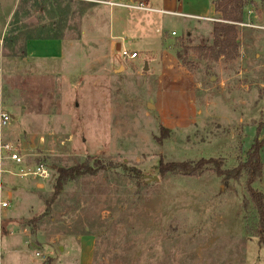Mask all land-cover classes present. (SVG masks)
Masks as SVG:
<instances>
[{
    "label": "rangeland",
    "instance_id": "obj_1",
    "mask_svg": "<svg viewBox=\"0 0 264 264\" xmlns=\"http://www.w3.org/2000/svg\"><path fill=\"white\" fill-rule=\"evenodd\" d=\"M66 1L54 14L19 13L11 25L13 0H0V38L55 20L65 44L55 59L21 53V39L0 46V110L12 117L1 140L25 170L50 171L42 184L0 177V201H10L0 209V264H61L67 235L92 236V264H264L244 177L223 179L211 163L196 176L159 173L160 164L211 158L232 168L254 136L264 139V127L255 135L264 121V0H243L233 60L196 50L218 49L212 27L225 23L214 8L221 0H209L215 13L205 20L96 3L113 0ZM133 21L151 25V35L136 37L143 28ZM117 38L137 53L134 61L120 59ZM164 49L177 61H164ZM189 99L196 114L187 126L178 115ZM81 164L96 174L66 183L50 214L32 222L53 195L56 168ZM3 169L16 171L10 162ZM251 189L264 196L263 173Z\"/></svg>",
    "mask_w": 264,
    "mask_h": 264
},
{
    "label": "trees",
    "instance_id": "obj_2",
    "mask_svg": "<svg viewBox=\"0 0 264 264\" xmlns=\"http://www.w3.org/2000/svg\"><path fill=\"white\" fill-rule=\"evenodd\" d=\"M246 1V0H245ZM250 3L252 0H247ZM64 0H19L17 9L13 15V21L11 23L17 25L19 13L23 16L27 15L31 9H35L43 14L48 12L56 13L60 9L61 4ZM69 5L71 1H66ZM246 2L243 0H221L218 6L214 7L216 11L220 12L218 9L221 8L222 20L223 22H217L212 27V34L215 40V45L218 49L215 51L211 47H198L196 50L206 51L209 56L212 55L214 60L219 57H223L227 60H233L238 54V40L236 25L242 22V13ZM80 5H84L80 3ZM68 7V6H67ZM84 12V8L80 10V15ZM56 15V14H55ZM63 15V14H62ZM62 18H64L62 16ZM231 23V24H229ZM58 21H53L51 24H42L32 30H29L27 34L20 33L23 29L21 27H16L9 31V36L4 38V46L9 48H14L15 43L19 39L23 40V46L20 50L21 53L24 52V44L28 40H62L61 35L58 33V27H56ZM21 29V31H20ZM24 35V36H23ZM178 59V58H177ZM264 127V121L260 122L257 131ZM264 147V139L259 140L255 138L253 143L246 152L245 160L239 161L235 167L222 169L225 166V160L223 158H211L207 161L201 159L196 163L190 162H172L168 164L159 165L160 175H165L167 173L180 174L183 176H196L204 164L211 163L214 166L213 171L218 176L225 178L226 180L237 181L242 177L245 178L246 189L250 194L251 202L258 210L259 222L256 231V237L258 238V243L264 249V215H263V201L264 196L258 193L252 192V184L262 176V162H261V151ZM96 165V163H95ZM94 165V166H95ZM96 174V169L92 170L87 164L76 165L68 169L56 168V178L54 180L53 195L50 201H46L45 211L38 216V218H33L31 221L39 222L50 214V210L54 202L60 197L63 187L66 183L75 181L77 178L89 175L93 176ZM30 222V225L32 224ZM51 260L44 262L43 264H51Z\"/></svg>",
    "mask_w": 264,
    "mask_h": 264
},
{
    "label": "crops",
    "instance_id": "obj_3",
    "mask_svg": "<svg viewBox=\"0 0 264 264\" xmlns=\"http://www.w3.org/2000/svg\"><path fill=\"white\" fill-rule=\"evenodd\" d=\"M107 2H109V1H96V3H98L104 7L121 8V7H110L109 5L105 4ZM113 2H116L119 4H132V5H135L138 2H142L144 5L145 4H151V5H153V7H149V8L145 5L146 8L150 10L148 12H151V10L174 12L177 14L184 15L187 19H190V20H192V19L196 20V18L197 19H203V20L211 19L210 17L213 16L215 13L214 8L211 5V3L209 2V0H113ZM18 4H19V0H13V5H12V7L8 13V16H7L8 21L11 19V17L15 13V10L17 9ZM193 5L200 6V8L198 10V14L191 13V8ZM108 18H109V23H111L109 16H108ZM149 19H151V17H149ZM7 20H6V22H8ZM102 22H103V20H102ZM84 23H85V25H88L89 23L93 24L94 21L87 19ZM133 23L136 24L135 21H133ZM138 25H139V27L137 28V24H136L137 30H141V28H143V29H142L141 33H137V32L135 33L137 35L136 37H138V35H141V37L143 38L142 34H144V36L145 35H151L149 32H145V31H147L146 29L151 28V25H148L147 23H144V22H142ZM161 29L162 28L160 26V29H156V32L160 31ZM140 41L141 42H139V45L144 46L143 45V39H141ZM64 47H65V44H64L63 40H38V39H36V40L26 41L24 44V51L28 57H34V58H39V59H42V58L43 59H55V58H60L63 55ZM161 52H162L161 56H163L164 61H169L171 63H174V60L177 61V57H175V55H172L171 53H169L168 50L164 49V50H161ZM172 88H174V87H172ZM180 91H181V89H180ZM194 110H195V101H194V99H192V100L189 99L187 102V105H185L181 108V113H179V115H178L179 120L177 119L178 123H181V124H184L187 126L194 123V116L196 114L194 112ZM239 123H241V120H239ZM258 132L259 131H257V128H256L255 129V135H259ZM255 138L258 139L257 136H254L253 140ZM263 165H264V162H263L262 166ZM263 167H262V173L264 174V168ZM12 190H14V189H12ZM7 196L11 197L12 195H10V193H9V194H7ZM63 242L66 244V249L62 246L63 252L65 251L66 256L64 258L62 256L61 264H70L72 262H74L76 264H92V250H93V238H92V236H88V235H78V236L67 235L63 239Z\"/></svg>",
    "mask_w": 264,
    "mask_h": 264
},
{
    "label": "built area",
    "instance_id": "obj_4",
    "mask_svg": "<svg viewBox=\"0 0 264 264\" xmlns=\"http://www.w3.org/2000/svg\"><path fill=\"white\" fill-rule=\"evenodd\" d=\"M106 5H109L110 7H123V8H134L137 10L142 11H150L146 8V6L142 2H138L135 5L132 4H119L116 2H107ZM151 12L159 13L162 15H171V16H179V17H185L184 15L177 14L174 12H165V11H154L151 10ZM120 42L121 46L119 49V56L120 59L123 61H134L137 58V53L135 51H130L124 47V44L126 41L122 38H117ZM3 42V38H0V46ZM12 120L11 115L8 113L0 110V133L1 131L10 123ZM4 162H10L13 164V167L16 168V171H8L3 169V163ZM22 163V158L18 155L17 150L10 144L1 140L0 137V177L3 174H8L13 177L17 178H27L30 177L33 181L37 182L38 184H42L50 179V171L47 169V167L43 165H39L34 167L32 170H25ZM10 205V201H0V209L4 210L8 208ZM36 256H39L38 253H36Z\"/></svg>",
    "mask_w": 264,
    "mask_h": 264
},
{
    "label": "water",
    "instance_id": "obj_5",
    "mask_svg": "<svg viewBox=\"0 0 264 264\" xmlns=\"http://www.w3.org/2000/svg\"><path fill=\"white\" fill-rule=\"evenodd\" d=\"M153 180H155V178H152Z\"/></svg>",
    "mask_w": 264,
    "mask_h": 264
}]
</instances>
